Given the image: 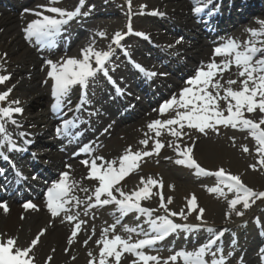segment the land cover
<instances>
[{
	"label": "bare ground",
	"instance_id": "obj_1",
	"mask_svg": "<svg viewBox=\"0 0 264 264\" xmlns=\"http://www.w3.org/2000/svg\"><path fill=\"white\" fill-rule=\"evenodd\" d=\"M89 1H94V4L101 7H104L105 4L111 9H108L105 14L95 15L91 13L87 15L84 23L76 21L75 18L78 20L79 15L74 17L62 26L61 32L52 38L49 46L38 45L34 37L31 40L25 39L24 29L30 22L39 18L33 13L42 12L44 15L55 17L56 14L49 13L45 9L57 7L66 11H75L80 6L81 0H58L57 3H51V0H0V76L9 77L8 80L3 82L2 89L3 92H8L9 96L12 95L16 98V100L10 101L11 107H20L23 110L21 114H14L12 117L17 121L16 125L10 122L5 123L12 140L15 141L18 148L23 150H8L7 147H0V153H2L0 154V204H5L8 209L5 212L4 208L0 207V241L12 238L16 241L15 247L25 249L30 247L32 240L41 230H44L45 234L40 237L38 243L29 253L28 258L32 260V264H89L90 261L99 264V252L103 245L98 244V241L104 237L105 229H108V238L113 235H120L124 239H128L130 235L124 230V226L148 229V224L145 223L146 217H133L132 213L135 212L120 216L116 206L112 204L106 209H102L100 206L89 207V205L95 203L93 193L98 186V181L86 178L90 168L89 166L86 167L81 161H91L96 157H103L104 161H118L127 147L130 146L133 152L151 151L150 147L157 139L164 145L161 148L164 160H160L157 165H166L168 169L177 170L181 167L190 171L194 170L175 163L181 157L175 154L172 155L170 151H175V145L177 144L180 145L181 149L191 146L193 148V158L197 163L199 161L195 158L196 154L202 160L213 161L215 159L220 147H217L218 149L214 146L211 147L208 141L203 140V135L199 134L201 132L198 130L185 127L182 131L186 132L187 135L176 138L162 129L161 136L156 137L154 132L149 131L147 125L157 119L166 120L175 116L174 110L161 115L158 109L163 102L170 100L173 96L178 98L183 88L191 87L186 83L188 79L185 80V78L191 75L193 77L201 64L206 65L213 59V45L215 47L219 45L215 44L216 32L224 35L223 42L226 39H235L243 44L252 39L248 30L258 29L260 27L258 22L264 21V0H212L208 9L200 16L191 13L194 7L192 0H150L148 5L150 9L164 15H135L140 20V28L144 29L148 38L142 37L136 39V41H121L119 47L112 43L111 38H106L101 48L96 51H108L109 46L112 48V55L105 65L108 76L98 73L94 78L89 79L86 89H82L79 85L72 88L68 98L71 101V106L78 103V93H88L93 90L99 92L96 106H88L86 103L79 112L74 110L71 112L67 110L68 106L65 104L56 112L49 111L46 106L55 99L52 96V86L50 88L49 82L43 80L41 78L42 74H40L42 70L51 67L46 62L51 60L53 63H58L67 58L82 59L81 50L88 46L96 47L101 37L99 33L104 34L103 30L107 31L115 22L123 21V16L113 8L115 5L112 0ZM87 2V0H84L83 6L80 7V16L84 15L87 9L89 10L86 6ZM209 9L214 10L213 14H208ZM209 26L213 29L214 34L207 31ZM200 33L205 35L208 40L207 43L198 42L197 36ZM185 38H190L191 43L183 46L181 41L177 43L179 39ZM30 45L33 49L28 47ZM193 48L195 51L192 53L187 52ZM142 49L146 54H143ZM34 52L36 53L34 54ZM215 59L219 63L223 57L217 56ZM115 61L119 66L116 69H109V64ZM185 61L189 64H186ZM135 65L142 66L147 72L153 71L156 75L146 76ZM168 66H172L174 72H176L174 77L178 76L174 81L161 75V71L167 69ZM180 66L182 67L180 68ZM237 73L238 69L232 66L229 71L223 73L222 78L218 76L217 79H220V82L227 88L228 85L225 81L229 79L239 81L242 79L238 77ZM120 78H124V82ZM161 79H164L163 81L166 83ZM112 80L118 86L119 91L114 90L112 82H107ZM46 81L47 83H45ZM102 82H105V89L100 85ZM232 87L238 89L239 83L232 85ZM49 88L50 92L47 90ZM123 89L129 91L138 89L141 100L152 98V101L149 104L147 103L146 108L136 110V107H139L141 103L134 100L135 105L131 104V97H122L126 94V92L123 93ZM221 95H223V92H221ZM15 101H19V103L16 104ZM220 106L226 107L223 100L220 101ZM44 107L47 110L45 113L43 112ZM180 111H183V109H180ZM91 112L95 114L86 116ZM122 112L125 113L117 119V124L105 129V117L117 118V114ZM247 114L250 117L260 116L258 109L254 112V116H252V113ZM225 115H227V112H225ZM76 117H79L76 120V128L84 129L88 126L82 135L76 138L73 137L66 143L65 138H70L73 133V128H71L68 135L55 137L54 130H57L64 120L75 119ZM48 118L52 121H48ZM171 127L178 128V125ZM229 129L233 130L235 136H239L242 132L230 126ZM195 131H197L196 134ZM21 132L25 133L23 137L19 135ZM205 132L207 134V131ZM98 134H100V137L96 138L95 136ZM146 138H148L147 147L139 143ZM208 138L212 139L209 136ZM83 141H85L84 145L90 146L91 152L71 155L75 150L82 147L80 143ZM107 142H113L116 145L125 144L126 148L118 152H110L108 155L96 154L94 156V150L100 149ZM2 143L3 141L0 140V144ZM243 146L247 145L242 143L241 151ZM30 149L34 150L36 157L29 155ZM59 150H61V156L59 159H54L53 152ZM152 156L154 159L158 157L154 154L147 157L152 158ZM37 158L39 159L37 160ZM42 160H44L43 162L55 160L52 162L57 164V177L54 178L49 173L46 163L40 162ZM97 163L99 164L101 161L98 160ZM35 173L48 179L44 185L41 184L36 189L27 184L28 181L31 183V180H29L30 175ZM63 173H68V183L73 185L70 195L76 197L80 203L77 204L75 199L72 200L65 205L69 211L61 212L59 216L53 218L47 207V195L45 194L39 199L40 195L38 194L45 185L47 187V185L57 183ZM193 175L202 178V182L208 184L209 188L216 187L211 184L218 181L216 177L197 175L196 173L185 177L173 172L166 179L182 186L183 183H187L189 180H197ZM136 176L139 177L135 170L120 182L121 184L130 185L120 188L126 193L143 188L144 185L135 180H129L127 183V179H135ZM51 180L53 182L48 184ZM119 186V184L116 185L118 188ZM27 187L29 191H25L24 195L16 196V199L13 200L7 198L8 195L12 196L14 194L13 191L23 193L24 188ZM84 189H87V191H84ZM156 191L155 189L151 190V198L142 200L141 205L146 208L157 209L154 215L159 216L163 215L164 211L159 208L160 193ZM113 192L117 198H120L115 190ZM30 196L34 199L32 204L36 206L35 209H26L17 204L22 199ZM89 197H92V199L90 200ZM105 198V196L101 197V199ZM260 209H262V212H260L263 213L264 205ZM69 215L75 216L76 219L71 222L68 221L66 217ZM263 215L259 213L256 218ZM118 216L121 223H116ZM77 223H81L79 230L75 229ZM113 224H116L114 231L111 228ZM221 227V225H215L211 228H214L216 232L223 231L224 234L218 242H222L223 245L229 247V232H226L229 228ZM219 228L221 229L219 230ZM263 228L264 220H261L256 228V235L254 236V233H251L253 241L258 242L259 240V244L264 241V234H261L260 231ZM74 231L77 233L75 236L72 235ZM181 231L178 230L177 232ZM177 232L158 242L153 249L145 248L143 251L147 255H154L153 252L159 249V245L165 241H169L171 248L173 247L176 252L178 250L192 251L194 248L206 243L209 237V233L202 227L199 230L187 231L188 237L184 238L178 236ZM250 232L251 228L245 229L246 238ZM142 238L143 236H137L135 233L131 234L133 242ZM70 239L71 243H69ZM248 239L251 238L248 237ZM237 241L239 240H234L233 245H231L232 248L240 247V243ZM218 242L213 246L214 249L217 248ZM249 249L250 254H252L251 248H244L246 252ZM134 259L135 257L125 253L121 257L120 264H131ZM258 261L254 260V264H257ZM181 262L183 263L182 259ZM108 264H115L114 259H109Z\"/></svg>",
	"mask_w": 264,
	"mask_h": 264
},
{
	"label": "snow or ice",
	"instance_id": "obj_2",
	"mask_svg": "<svg viewBox=\"0 0 264 264\" xmlns=\"http://www.w3.org/2000/svg\"><path fill=\"white\" fill-rule=\"evenodd\" d=\"M57 2L58 0H51V3ZM83 2L84 0H81L80 6L75 11H66L57 7H48L45 9L49 13L56 14L55 17L44 15L42 12H34L33 15L39 18L30 22L24 29L26 33L25 39L31 40L34 37L38 45L50 46L52 38L61 32L62 26L66 25L69 20L80 15V7L83 6ZM192 3L194 5L192 9L193 13L196 16H200L205 13V10L208 9L212 0H192ZM130 6L131 0H129ZM213 11L209 9L208 14H213ZM150 15L163 16L164 14L153 11ZM258 23L260 25L258 29L248 30L252 39L243 44L235 39H226L223 43L214 47L213 59L206 65L201 64L195 75L186 81L191 87L183 88L178 98L173 96L170 100L165 101L158 109L161 115L174 110L175 116L166 120L157 119L150 122L147 125L149 131L154 132L155 136L159 137L163 129L169 135L176 138H182L187 135L186 132L182 131L185 127L196 129L201 133H205L206 129L215 130L219 125L225 127L230 126L239 131H247L257 145L256 153L259 156L257 164L261 168H264V127H261L264 125V21H259ZM128 30L131 33L132 29L130 24L128 25ZM99 35L103 36L104 34L99 33ZM137 35L143 36L145 39L148 38L143 33H137ZM122 39L123 35L117 32L113 37L112 43L119 47ZM179 42L177 41V43ZM111 55V46H109L108 51L104 52L95 51L92 46H88L81 50L82 59L67 58L58 63H53L51 60H48L46 63L51 66V70L47 75L53 81L52 96L55 99V103L52 105L53 112H56L57 109L65 106V104H67L70 111L73 110L71 108V101L68 98L74 86L79 85L82 89H86L89 79L94 78L98 73H103L107 77L108 72L105 65ZM217 56L223 57L219 63L215 59ZM232 66L238 69L237 75L242 79L239 81L235 79L225 81L228 85L225 88L224 84L217 77L222 78L223 73L229 71ZM135 67L146 76L151 77L156 75L154 72H147L140 65H135ZM8 79V76H0V83ZM237 83H239V88L234 89L232 85ZM221 92H223V95H221ZM8 95V92L0 94V102L5 101ZM221 100L224 101L226 107L220 106ZM14 103L18 104L19 101H15ZM86 103H89L87 93L82 92L74 111L79 112ZM180 109H183V111H180ZM257 109L262 114L258 120L246 118L245 112L251 114L256 112ZM22 111L20 107L0 108V140L3 141L0 147H7L8 150H23L17 147L5 127L6 122L16 125L17 121L12 119V117L14 114H21ZM225 112H227V115H225ZM94 114L90 113V115ZM78 119L79 117L64 120L63 124L56 130L57 135H68L70 129L75 127L76 120ZM176 125H178V128L171 127ZM19 135L23 137L25 133L21 132ZM72 135H76V133ZM139 143L147 147L148 138L141 140ZM163 147L164 145L157 139L154 141L152 151L133 152L129 146L119 157L118 161H104L103 157H96L91 161H81L86 167L90 166V171L86 178L98 181V186L93 193L95 203L89 205V207L114 204L120 216L135 212L140 216L146 217L145 223L148 224L147 230L142 227L124 226V230L130 234L128 239H124L120 235H113L111 238H108V229H105L104 237L98 241V244L103 245L99 252V264H108L109 259H114L115 264H120L121 257L125 253L135 257L131 264H176L178 259H182L183 264H209L205 257L224 234L223 231L216 232V230L210 227L205 228V231L209 233L207 242L193 251H177L167 260L163 261L158 256L147 255L143 251L145 248L153 249L158 242L163 241L168 235L178 230L185 232L199 230L200 225L178 224L172 219V217H179L182 220H186L187 215L196 210L195 195H192L187 200L188 212L185 213L182 209L177 213L172 212L167 207L168 204L173 202L172 198H167V202L165 203V198L161 193L159 208L163 209L164 214L155 216L154 213L157 209L143 207L141 201L151 198V189L153 187L162 189V182L152 177L147 178V180L141 177L140 183L144 187L139 190H134L131 193H126L121 188L116 187L125 177L139 168V162L144 157L153 154L158 155L160 149ZM242 150L245 153L249 151L247 146H243ZM82 151L90 153L91 148L89 145H84ZM175 151L178 157H181L175 161L176 164L194 169L197 175H208L217 178L219 182L218 186L207 189L210 194L226 196L225 188L228 192L234 193V198L228 200V204L229 208L235 211L237 216L243 215L242 211L237 210V205H242L243 209H248L256 199H264V192H256L247 187L242 182L240 176L233 175L223 168L215 172H210L203 168L193 158V148L191 146L181 149L180 145L177 144L175 145ZM98 160L101 163L98 164ZM250 167L253 170H257L255 164ZM72 187L73 185L68 183V173H63L57 183L52 184L48 188L47 207L53 218L59 216L61 212L69 211L65 205L69 204L72 200L75 199L77 204L80 203L76 197L70 195ZM170 187L174 190V186ZM113 190L119 194L120 198L114 195ZM84 191H87V189H84ZM102 196L106 198L101 199ZM89 199L91 200L92 197H89ZM0 207H3L5 212L8 211L5 204H0ZM24 207L26 209L36 208L31 203L25 204ZM203 213L204 209L200 208L197 220L201 221V224L204 223L202 219ZM85 214L87 215V212ZM66 218L70 222L76 219L75 216L71 215ZM81 223L75 225L76 230L80 229ZM116 223H121L119 216L117 217ZM115 227L116 224L111 225L113 231ZM133 233L137 236H143V238L133 242L131 240V234ZM44 234L45 231L41 230L35 239L32 240L31 246L25 249L15 247L16 241L12 238H8L6 241H0V264H32V260L28 258L29 253ZM76 234V231L72 233L73 236ZM69 243H71V239ZM261 260L264 262V250H262ZM89 264H94V262L90 261ZM210 264H227V262L221 255L219 258H213Z\"/></svg>",
	"mask_w": 264,
	"mask_h": 264
},
{
	"label": "rangeland",
	"instance_id": "obj_3",
	"mask_svg": "<svg viewBox=\"0 0 264 264\" xmlns=\"http://www.w3.org/2000/svg\"><path fill=\"white\" fill-rule=\"evenodd\" d=\"M23 1V0H21ZM88 2L86 3V6H88L89 10H86V13L82 16L79 15L78 20L77 18L76 21L80 22V23H84L85 19L87 18L86 16L94 13L95 15L98 14H105L106 11H108V9L110 10L111 8L107 7V5L104 4V7L99 6L98 4H94V1L90 2L89 0H87ZM106 1V0H105ZM114 2L115 7H113L114 9H116L115 11L120 13L123 16V21H118L115 22L114 24H112L111 28H109L107 31L103 30L104 35L100 37V39L98 40L99 43L97 44L96 47H93L94 50L96 51L97 49L101 48V45L104 44V41L106 38H111L113 40V37L115 35V33L119 32L123 35V39L121 41H136V39H141L143 36L137 35V33H143L145 34V31L143 28H140V20L138 18L135 17L139 16V15H150L151 12H153L154 10H151L150 7L148 6L150 3V0H131V6L129 7V0H112ZM263 2V1H262ZM95 17V16H94ZM131 25V33L128 30V25ZM100 29V28H99ZM107 35V36H106ZM194 37V36H193ZM224 35H219V37L217 36L215 38V42L218 44H221L220 42L222 41ZM191 38V37H190ZM185 38V39H179V41H181L182 46L183 45H188L191 43V40ZM198 42L200 43H206L207 39L204 37V35L199 34V36H197ZM223 42V41H222ZM214 46V45H213ZM30 47V49L32 48V46H28ZM215 47V46H214ZM213 47V49H214ZM33 49V48H32ZM36 51V50H35ZM143 52V54L145 53V51H143V49L141 50ZM194 50L191 49L187 52L192 53ZM36 52H34L35 54ZM146 54V53H145ZM62 62V61H61ZM186 64L187 61H185ZM95 64L93 63V66ZM119 66L118 63L112 62L109 64V69H113V68H117ZM187 66V65H186ZM184 66V68L187 69V67ZM160 67V65H159ZM175 67V66H174ZM182 66H180L181 68ZM51 70L50 68L45 69L44 71L42 70L40 72L41 78L43 80H47L49 82V87L51 88L53 81L48 77V72ZM153 72V71H150ZM162 72V76H166L168 77V79L170 80H175L177 79L178 76L174 77L175 73L174 69L172 68V66H168L167 69H164L161 71ZM191 76H188L185 78V80L189 79ZM123 82H124V78H120ZM162 81L164 79H161ZM107 82H112L111 84H113L114 88L116 91H118V86L114 84L113 80L112 81H107ZM164 83H166L165 81H163ZM2 84L0 83V94L5 93L3 92L2 89ZM101 87H103L105 89V82H102ZM50 88L47 89L50 92ZM126 92V94L124 95L125 97H131V104H134V100L137 101V103H141L139 107H136V109H140V108H146L147 107V103L149 104V102L152 101V98L150 100H141L139 97L141 95H139V90L138 89H134L133 91H129V90H124L123 89V93ZM90 93V94H88ZM87 93V100L89 101L88 106H96L97 104V100L99 98V92L98 91H89ZM122 93V94H123ZM90 99V100H89ZM133 99V101H132ZM16 100V98L12 95H8L5 101L0 102V108H7V107H11V103L10 101H14ZM79 101V100H78ZM139 101V102H138ZM164 103V102H163ZM138 106V105H137ZM50 105L47 104L46 109H49ZM75 106H72L71 108L73 109ZM155 107H157V105H155ZM47 110H44L43 112L45 113ZM259 112V110H258ZM93 113V112H92ZM124 114V112H122ZM254 113H252V116ZM35 115V114H34ZM122 115L121 113L118 114V116ZM259 115L261 116L262 114L259 113ZM87 116V115H86ZM245 116L246 118H250L253 120H258L260 118L259 117H250L246 112H245ZM105 122H106V128H111L112 126H115L117 123V119L113 118L112 116H106L105 117ZM88 126H86L87 128ZM261 127H264V125H262ZM75 129H78L76 127H74ZM86 128L84 129H78L75 131L76 135H82ZM55 131V130H54ZM205 133H199L201 135H203V140L208 141L210 144V146H214V147H220V151L218 153V155L215 157V159L213 161L211 160H202L198 154H196L197 160L199 161V163H201L200 165L205 168L206 170L210 171V172H215L217 170H219L220 168L225 169L227 172L233 174V175H238L240 176L242 182L249 188L253 189L256 192H264V168H261L259 164H257V161L259 159V156H257L256 153V143L254 141V139L249 136V135H245V134H249L247 131H242L241 134L239 136H235L233 134V130L229 129L228 127H225L223 125H219L217 126V128L215 130L213 129H206ZM197 131H195L196 134ZM43 134V133H42ZM238 134V133H235ZM212 137V139L208 138ZM96 138L100 137V134L95 136ZM214 137V138H213ZM207 138V139H205ZM85 141H83V143H81V145L85 144ZM242 143L246 144L249 151L247 153H245L243 150V152L240 150V147L242 145ZM126 148L125 144H120V145H116L113 142H107L104 146H102L100 149H96L94 150V156L96 154L98 155H102V154H106L108 155L110 152H118L120 150H124ZM128 148V147H127ZM151 151L153 150V144L150 147ZM218 149V148H217ZM79 152L82 151L78 150ZM47 152V150H46ZM30 156H35L34 155V150L32 151L30 149L29 151ZM54 159H59V151H55L53 152ZM170 153L172 155H176V151L171 150ZM155 156H158L157 158H152L151 157H147L144 160H141L139 162V168L136 169V174H138L139 177L136 176L135 179H127V183L129 182V180H135L137 182H140V178L144 177L145 180H147V178L152 177L153 179L162 182V189L159 187H153L151 190L155 189L157 190V193H162L163 197L165 198V203L167 202V198L171 197L173 202L171 204H168L167 207L172 211V212H180L182 209L185 211V213L188 212V208H187V200L190 199L192 197V195H195L196 197V204H197V208L195 211H192L191 214L187 215V219L186 220H182L179 217H172V219L174 220V222L178 223V224H188V225H200L202 227V229H205L206 227H213L215 225H221L223 228L227 229L229 228V230H227L226 232H229V238H228V243L230 244L229 247H227L226 245H223L222 242H218L217 248L214 249L212 248L209 252L208 255H206L205 259L209 262H211V260L213 258H219L221 255L224 257V259L226 260L227 264H254V260H259L257 262V264H264V262H262L261 260V254H262V250H264V241L262 244H259V240L258 242L253 241V236H251V233H254V236L256 235V228L258 227V224L260 223L261 220H264V215L260 216V218H256V216H258V214H264L261 213L264 205V199H256L254 203H251V207H249L248 209H243L242 205H237V210L242 211L243 215L242 216H237L236 212L231 210L229 208V204H228V200L233 199L234 198V193L228 192L227 189L225 188L224 191L226 193V196H218L216 194H210L207 189L208 184L203 183L201 180L202 178H199L196 175H193L194 178H197V180H189L187 183H183V185L178 186L176 184V182L172 181V180H168L166 179V177L169 176L170 173H177L180 176H185L188 177L190 174H194L195 171H190L188 169H184V168H177V170H172V169H168V167L166 165H157L158 162H160V160H164L163 159V154H161V149L159 151V154ZM162 157V158H161ZM39 158H37L38 160ZM158 159V160H156ZM49 160V159H48ZM44 161V160H42ZM55 160H51V162H48L46 160L47 167L52 168V174H54V178L55 176L57 177L58 175H56V170H53L54 168V163L52 162ZM41 162V161H40ZM256 165L257 170H253L252 167H250L251 165ZM89 172V171H88ZM40 175L35 174L32 176V178H34L36 181H38V177ZM40 180V179H39ZM175 184V185H174ZM214 186H218L219 182L216 181L215 183H211ZM130 185V184H129ZM126 183H122L120 184V187H126L129 186ZM170 186H174V190L173 188H171ZM221 187H223L221 185ZM42 197H39V199ZM19 205H21V202L18 203ZM203 208L204 209V213H203V224H201V221L197 220V215L199 213V209ZM261 211V212H260ZM133 217H141L138 214L132 213ZM158 216V215H156ZM256 218V219H255ZM255 219V220H254ZM261 219V220H260ZM199 223V224H198ZM248 226V227H247ZM199 227V228H201ZM221 227V228H222ZM219 228V230L221 229ZM246 228H251V232L248 234V237L251 239H248V237H245V229ZM214 229V228H213ZM261 234H264V228L260 230ZM185 231H181V232H177V235L184 238V237H188L187 232ZM264 239V238H263ZM234 240H239L237 242L240 243V247L239 248H232L231 245H233ZM247 242V243H246ZM242 245V247H241ZM199 247V246H198ZM196 247V248H198ZM196 248H194L193 250H195ZM243 248V250H242ZM244 248H251L252 250V254H250V249L248 252H246L244 250ZM192 250V251H193ZM222 250V251H221ZM181 251V250H178ZM152 252V251H151ZM150 252V253H151ZM175 250L173 249V247L171 248V243L169 241H165L162 244L159 245V249L155 250L154 256H158L161 260L167 259L169 258L171 255L175 254ZM133 257V256H132ZM256 257V258H255ZM255 258V259H254ZM176 264H183L181 262V259H178L176 261Z\"/></svg>",
	"mask_w": 264,
	"mask_h": 264
}]
</instances>
